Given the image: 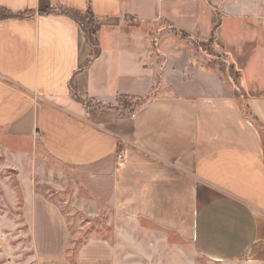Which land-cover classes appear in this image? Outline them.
<instances>
[{"label":"crops","instance_id":"crops-1","mask_svg":"<svg viewBox=\"0 0 264 264\" xmlns=\"http://www.w3.org/2000/svg\"><path fill=\"white\" fill-rule=\"evenodd\" d=\"M0 5L32 12L0 20L1 127L31 143L40 138L49 156L73 167L86 189L113 205L117 234L122 223L145 219L208 258L264 264V135L205 57L193 63L178 36L171 38L175 51L165 50L166 37L155 45L151 31L164 19L192 35L211 34L223 12L215 41L228 47L249 107L264 127L259 11H252L258 17L251 25L244 9L216 14L208 0H0ZM58 5L92 7L100 24L97 58L78 23L47 12ZM230 15L246 36L226 34L224 18ZM126 19L133 25H125ZM75 71L85 97L104 104L122 95L144 101L128 113L86 106L70 94ZM32 214L36 250L44 257L64 256L71 231L61 208L37 196ZM114 250L107 241H90L81 256L91 262Z\"/></svg>","mask_w":264,"mask_h":264},{"label":"rangeland","instance_id":"rangeland-1","mask_svg":"<svg viewBox=\"0 0 264 264\" xmlns=\"http://www.w3.org/2000/svg\"><path fill=\"white\" fill-rule=\"evenodd\" d=\"M208 2L211 9L216 8V14L219 9L229 13L244 9L247 15L245 20L253 25L251 19L255 15L252 11L256 10L262 16L260 21H264V0ZM211 16L212 12L208 8L205 20L207 27L211 24ZM222 16L223 12H219L217 20H223ZM224 20L226 34L235 37L247 35L246 32L237 31L239 20L231 15ZM132 22L136 24L135 21ZM129 24L133 25L126 19L125 25ZM263 24H260L262 31ZM151 31L156 40L162 35L166 37L163 41L166 44L165 50L170 48L175 51V45H172L174 40L171 38L178 36L182 49L192 51L191 61L202 62L205 57L208 64L221 72L220 75L229 87L233 78L238 79L239 71L235 66V69L232 68V62L226 53L228 47L218 45L210 33H187L189 36L183 37L169 27L164 19L155 24ZM159 62L162 65L165 60L161 58ZM89 102L93 104V101ZM127 103L139 104L140 100L119 96L109 102L129 110ZM37 196L59 206L68 219L71 236L64 256L44 257L36 250L32 211L33 199ZM113 215V205L86 189L81 176L73 167L49 156L40 138L37 137L31 143L27 139L10 135L6 127L0 126V264H249L245 259L223 262L208 258L177 233L145 219L140 223H122L123 231L119 235L117 232L120 230H117ZM90 241H97L99 244L107 241L116 250L111 256L101 260L92 259L90 262L85 256H81V251Z\"/></svg>","mask_w":264,"mask_h":264},{"label":"trees","instance_id":"trees-1","mask_svg":"<svg viewBox=\"0 0 264 264\" xmlns=\"http://www.w3.org/2000/svg\"><path fill=\"white\" fill-rule=\"evenodd\" d=\"M53 10H55L57 13H61L63 15H66L67 17L71 18L73 21H75L76 23H78L81 26V28L83 29V31L86 35V39H87L88 43L90 44V46L93 49L92 59L97 58L100 54V51H101L100 43H99V39H98V30L100 28V24H99V20L97 18V15L93 11L92 7L89 5L85 10H82V9H78V8H74V7L58 5L56 7V9H50V12ZM31 13L32 12H30V11L15 12V11L5 7V6L0 5V20L9 19V18H24L26 16H30ZM220 24H221L220 21H217L216 24L214 25L212 32H211L212 39L215 38L216 30ZM173 30H175L176 33H180L183 37L189 36L187 34V32L184 30H180V29H177L174 27H173ZM153 42L156 45V43H157L156 39H154ZM220 67H223V66H220ZM232 68L235 69L233 64H232ZM77 74H78V71H75V73L73 74V76L70 80V94L73 98L80 101L84 105H86V106H106L108 108L115 109V110L122 112V113L131 112L138 105L137 103H133V104L127 103V107L129 108V110H125L124 108H122L118 105L115 106L113 104H104L103 102H100L96 99H92L90 97H85V96L81 95L79 93L78 87H77V81H76ZM240 77H241V74L239 72L238 73V79H236V78L232 79V87H233L232 94L236 98V100L238 101L243 114L249 120H251V122H253L255 124V126L260 130V132L264 135V127H263L262 123L253 114V112L251 111V109L249 107V104L247 102V94H246L245 90L243 89V87L241 86ZM121 97H128V96L122 95ZM132 98L140 100V103L142 101H144V99L141 97H132ZM89 101H93V104L90 103Z\"/></svg>","mask_w":264,"mask_h":264},{"label":"built area","instance_id":"built-area-1","mask_svg":"<svg viewBox=\"0 0 264 264\" xmlns=\"http://www.w3.org/2000/svg\"><path fill=\"white\" fill-rule=\"evenodd\" d=\"M118 156H119V159H120L121 161L124 160V154H123V152H120Z\"/></svg>","mask_w":264,"mask_h":264}]
</instances>
